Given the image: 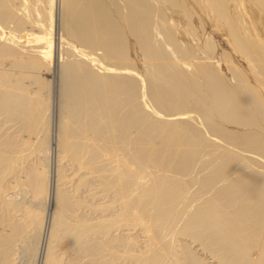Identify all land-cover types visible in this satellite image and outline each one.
Returning <instances> with one entry per match:
<instances>
[{"label":"bare ground","instance_id":"6f19581e","mask_svg":"<svg viewBox=\"0 0 264 264\" xmlns=\"http://www.w3.org/2000/svg\"><path fill=\"white\" fill-rule=\"evenodd\" d=\"M0 264H264V0H0Z\"/></svg>","mask_w":264,"mask_h":264},{"label":"rangeland","instance_id":"374dc122","mask_svg":"<svg viewBox=\"0 0 264 264\" xmlns=\"http://www.w3.org/2000/svg\"><path fill=\"white\" fill-rule=\"evenodd\" d=\"M53 18H54V19H56V15H55V14H53ZM57 29L59 30V26H58V28H57ZM57 29H56V27H55V32H54V33H55V35H56V33H57V32L59 33V31H58ZM55 35H54V36H55Z\"/></svg>","mask_w":264,"mask_h":264}]
</instances>
